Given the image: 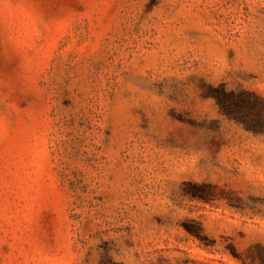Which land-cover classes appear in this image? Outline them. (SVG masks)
Returning <instances> with one entry per match:
<instances>
[{"label":"rangeland","instance_id":"1","mask_svg":"<svg viewBox=\"0 0 264 264\" xmlns=\"http://www.w3.org/2000/svg\"><path fill=\"white\" fill-rule=\"evenodd\" d=\"M227 94L264 103V0H0V264H264Z\"/></svg>","mask_w":264,"mask_h":264},{"label":"trees","instance_id":"2","mask_svg":"<svg viewBox=\"0 0 264 264\" xmlns=\"http://www.w3.org/2000/svg\"><path fill=\"white\" fill-rule=\"evenodd\" d=\"M250 97V96H247ZM220 106L227 111L228 113H235L236 115L241 113L239 112V109H241L244 106L250 107V109H253V107H256L257 110L263 106L262 101L253 100V103L250 102L249 98H243V97H236L234 94H227L225 97L220 98L219 100ZM243 116H241L242 118Z\"/></svg>","mask_w":264,"mask_h":264}]
</instances>
